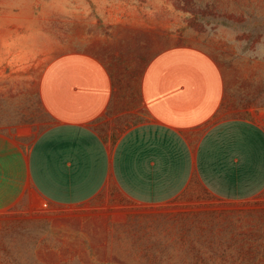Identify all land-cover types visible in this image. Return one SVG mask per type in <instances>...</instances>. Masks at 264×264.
I'll return each mask as SVG.
<instances>
[{
	"label": "crops",
	"instance_id": "obj_1",
	"mask_svg": "<svg viewBox=\"0 0 264 264\" xmlns=\"http://www.w3.org/2000/svg\"><path fill=\"white\" fill-rule=\"evenodd\" d=\"M76 29L40 77L37 135L30 90L0 92L16 248L40 264L258 263L264 127L231 115L218 60L173 27Z\"/></svg>",
	"mask_w": 264,
	"mask_h": 264
},
{
	"label": "rangeland",
	"instance_id": "obj_2",
	"mask_svg": "<svg viewBox=\"0 0 264 264\" xmlns=\"http://www.w3.org/2000/svg\"><path fill=\"white\" fill-rule=\"evenodd\" d=\"M90 25L116 26L119 35L136 26L173 27L181 45L220 63L231 115L264 127V0H0V92L30 90L32 136L49 124L37 94L45 67L63 51L62 36ZM11 222V210L0 213V264L45 261L22 255ZM255 264H264V256Z\"/></svg>",
	"mask_w": 264,
	"mask_h": 264
}]
</instances>
